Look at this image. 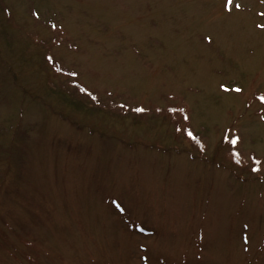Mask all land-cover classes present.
<instances>
[{
	"label": "rangeland",
	"instance_id": "374dc122",
	"mask_svg": "<svg viewBox=\"0 0 264 264\" xmlns=\"http://www.w3.org/2000/svg\"><path fill=\"white\" fill-rule=\"evenodd\" d=\"M0 264H264V0H0Z\"/></svg>",
	"mask_w": 264,
	"mask_h": 264
},
{
	"label": "snow or ice",
	"instance_id": "6c2138e0",
	"mask_svg": "<svg viewBox=\"0 0 264 264\" xmlns=\"http://www.w3.org/2000/svg\"><path fill=\"white\" fill-rule=\"evenodd\" d=\"M232 3H233V0H227V4H228V5H232ZM235 6H236L237 8L240 7L239 4H236ZM73 75H75V73H73ZM221 87H223V88L225 89V91L228 90L227 87L224 86V85H222ZM235 91L239 92V91H241V89L236 88ZM137 111H143V109H137ZM181 111H182V109H181ZM188 135H189V136H192V133H191V132H188ZM225 139H227V137H225ZM238 141H239V137H234V138L231 139L230 143H231L233 146H235V145L237 144ZM235 155H239V153H235ZM237 162L239 163V161H237ZM257 170H258V169H256V168L253 169V171H257Z\"/></svg>",
	"mask_w": 264,
	"mask_h": 264
},
{
	"label": "trees",
	"instance_id": "16d2710c",
	"mask_svg": "<svg viewBox=\"0 0 264 264\" xmlns=\"http://www.w3.org/2000/svg\"><path fill=\"white\" fill-rule=\"evenodd\" d=\"M185 135H188L186 132H184ZM196 144V143H195ZM195 146H199L198 144H196ZM201 148V146H199Z\"/></svg>",
	"mask_w": 264,
	"mask_h": 264
}]
</instances>
